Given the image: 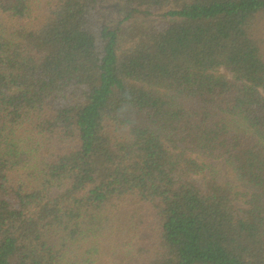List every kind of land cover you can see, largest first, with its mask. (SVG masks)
Listing matches in <instances>:
<instances>
[{
	"label": "trees",
	"instance_id": "trees-1",
	"mask_svg": "<svg viewBox=\"0 0 264 264\" xmlns=\"http://www.w3.org/2000/svg\"><path fill=\"white\" fill-rule=\"evenodd\" d=\"M0 264H264V0H0Z\"/></svg>",
	"mask_w": 264,
	"mask_h": 264
},
{
	"label": "rangeland",
	"instance_id": "rangeland-1",
	"mask_svg": "<svg viewBox=\"0 0 264 264\" xmlns=\"http://www.w3.org/2000/svg\"><path fill=\"white\" fill-rule=\"evenodd\" d=\"M203 158H205L203 160L204 163H206L210 167V169L213 170V172L215 173V177L217 178V181L223 184H231L235 188L236 193L243 191V189L238 185L234 177L229 172V169L225 162H223L220 159L206 158V157ZM208 172L209 171L207 170L204 175L196 177V180L199 183L203 184L205 179H207V177H209L210 175V173ZM236 204L240 207L244 206L243 202L240 200H237Z\"/></svg>",
	"mask_w": 264,
	"mask_h": 264
}]
</instances>
